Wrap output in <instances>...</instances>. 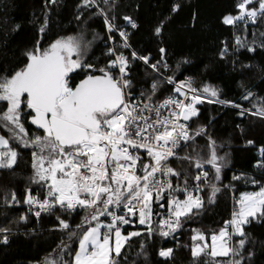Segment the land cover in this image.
<instances>
[{"label": "snow or ice", "instance_id": "1", "mask_svg": "<svg viewBox=\"0 0 264 264\" xmlns=\"http://www.w3.org/2000/svg\"><path fill=\"white\" fill-rule=\"evenodd\" d=\"M49 2L55 4L56 0ZM104 3L107 5L109 0ZM78 7L91 9L94 0H81ZM180 7L173 4L171 11L178 12ZM99 14L104 16L108 39L113 40L112 33L118 31L121 47L131 48L129 33L114 23L115 17H109L104 10ZM260 19H264V0H235L233 11L222 16L221 23L247 26L257 24ZM123 20L132 29L138 27L130 16H124ZM40 31L43 32L44 27ZM162 31L163 22L155 27L154 34L159 37ZM90 44L91 41L85 43L82 36L55 39L47 48H41L37 42L25 52L27 59L22 68L0 77V101L7 105L6 111L0 114V125L9 133L8 138L0 135V169H12L17 162L18 151L13 142L31 148V182L41 185L45 191L41 199L27 189L22 203L37 218L42 213L56 211L57 207L69 212L77 208L85 211L84 219L77 226L78 248L73 249L75 255L70 264H120L118 258L123 255L124 245L131 237L141 235V231L125 235L123 226L138 223L145 226L150 239L156 236L175 239V234L204 207L201 182L208 183L209 176L204 165L214 169L215 180L219 181L225 159L217 154L215 141L209 137L207 157L200 153L184 157L195 161L198 171L194 185L187 177L183 185L179 184L181 173L169 166V158L176 155L182 141L187 145L195 136L207 135L203 126L195 133L190 130L188 122L198 116V104L204 100L212 103L213 98L219 103L231 102L219 101L215 87L204 85L197 89L190 80L176 84L175 95L162 101L156 97V83L151 92H142L138 100H130L132 82L127 78L128 58L113 45L108 48V64L97 67L84 59ZM235 45L255 51L254 46H248L239 36L235 37ZM260 46L264 47V39ZM159 52L164 60L167 49L161 47ZM227 52L225 43L221 57ZM131 57L143 60L154 70H158L161 63L152 64L149 56L135 50ZM163 66L168 67L166 62ZM114 69H118L119 75H114ZM77 70L84 71L85 75L78 83H73L71 74ZM168 82L174 83L171 77ZM252 96L253 93L247 91L243 99L249 100ZM232 106L240 107L234 103ZM253 107L255 111L251 114L264 118V100ZM22 114L42 132L29 136ZM145 154L147 162L143 159ZM259 155L260 166L264 167V146L259 149ZM172 177L177 178V183H173ZM240 178L233 177L234 180ZM211 189L209 200L219 191L216 184H211ZM6 203L20 204L21 201L12 192L10 201L6 196ZM236 204L238 209L232 219L211 234L210 244L204 232L193 229L191 255L195 264H199L201 255L211 256V264H246L244 226L251 219L264 217V187L242 193ZM165 207L166 213L157 210ZM26 219L24 215L20 217L21 221ZM58 220L62 229L70 230L66 220L60 217ZM9 231L0 228V233H4L0 242L8 243ZM67 247L62 244L61 251ZM172 252L171 248H161L158 254L168 258ZM251 255L248 252L247 259ZM217 257L229 259L217 261ZM45 264L61 262L46 258Z\"/></svg>", "mask_w": 264, "mask_h": 264}, {"label": "trees", "instance_id": "2", "mask_svg": "<svg viewBox=\"0 0 264 264\" xmlns=\"http://www.w3.org/2000/svg\"><path fill=\"white\" fill-rule=\"evenodd\" d=\"M234 3L235 0H114V3L109 0L102 10L109 17H115L114 23L121 29L122 18L132 17L138 27L134 31L126 30L130 35L131 48L149 56L153 63L166 62L170 67L169 76L174 80L189 78L197 89L210 85L218 89L219 101L255 111L253 105L264 100V47L260 46L264 39V19L258 20L255 25H223L221 18L233 11ZM80 4L81 0H56L55 4L49 0H0V77L22 68L27 59L25 52L37 42L41 48H47L55 39L93 32L101 36V40L93 46L85 60L97 67L106 66L109 57L103 47L106 39L104 23L93 8L82 9L78 7ZM173 4L181 5L178 12L171 11ZM161 22L163 31L157 37L154 29ZM41 27H44L43 32ZM236 36L246 41L248 46H254L255 51L249 52L247 47L238 48L235 45ZM115 40L116 48L129 60L133 86H147L155 80L141 63L132 60L128 50H121L120 42L117 38ZM225 43L228 52L222 58L220 53ZM161 47L167 49L164 60H161L159 52ZM71 75L73 83H78L85 72L77 70ZM157 85L156 97L160 100L170 89L162 83ZM247 91H251L253 97L248 102H241ZM6 107V102L0 101V114L6 111ZM236 108L202 103L192 126L195 129L203 126L207 135L196 137L182 150L185 157L196 156L197 153L207 157V150L210 151L207 140L211 137L217 154L225 158L219 181L215 180L214 169L209 170L208 183H205L209 188L201 192L204 207L175 234V239L165 240L159 236L150 239L138 223L123 226L125 235L131 231H141V235L131 237L124 245L123 255L118 258L120 264H195L191 255L193 229L204 232L209 243L211 234L224 227V222L231 217V193L236 202L242 193L259 191L264 187V167L260 166L261 157L255 152L256 147L264 144V118L245 113L239 117L241 112L239 107ZM27 111L24 106V112ZM22 123L29 136L42 132L30 123L25 114H22ZM0 135L9 137L2 125ZM13 143L18 151L17 162L12 169H0V228L10 229L8 243L0 242V264H45L46 258L70 264L75 255L73 249L78 248L77 226L86 213L56 210L37 220L26 213L22 208L26 190L31 189L32 195L41 199L45 190L31 182L32 149ZM171 167L181 173L178 182L182 184L185 177L191 182L198 171L195 162L188 159L173 161ZM234 176L241 178L234 180ZM173 179L177 182L176 177ZM211 184H216L219 191L209 200ZM12 192L17 194L20 204L6 203V196L10 201ZM22 215L27 219L21 221ZM58 217L70 224V230L60 227ZM244 230L247 235L246 264H264V217L251 219ZM3 235L0 233V238ZM62 244L68 246L63 251ZM161 248L173 249L172 255L160 257ZM248 252L252 253L250 259H247ZM198 259L199 264H211L213 260L205 255ZM227 259L216 258L217 261Z\"/></svg>", "mask_w": 264, "mask_h": 264}, {"label": "built area", "instance_id": "3", "mask_svg": "<svg viewBox=\"0 0 264 264\" xmlns=\"http://www.w3.org/2000/svg\"><path fill=\"white\" fill-rule=\"evenodd\" d=\"M96 5H98V7H97ZM104 5H106V4L104 3V0H94V7H93V8H94L95 11L98 13V15L101 17L103 23H104V16H103V15H100L99 13H100V11L102 10V6H104ZM122 22H123V24H122V26H121V27H122L121 30H124V31H126V30H128V31H134V30H136V29H132L129 25H127L126 21H124L123 18H122ZM104 26H105V23H104ZM105 31H106V39H105V41L103 42V47H104V50H105V54H106L108 57H109V55H108V48H109V47H112L113 45H115V47H116V43H115V41H116L115 39H116V38H117V40L120 42V49H121V50H128L130 53L132 52V50H133L132 48L124 49V48L121 47V38H120V36H119V32H118V31L112 33V35H113V40H109V39H108L109 33H108L107 29H106V26H105ZM112 58H114V57H112ZM109 59H110V57H109ZM137 61H138L139 63H141V64L145 67V69L155 77V80L150 81V82H149V85H147V86H146L145 84H141V85H139V86H137V87H134V86H133V83H132V87H131V89L129 90V91L131 92V96L128 97L130 100H138L142 92H145V93H147V92H151L153 83H156V84H158V83H162V84H164V85H167V86L169 87V89H170V92H169L168 94H166L162 99H160V101H162L163 99L167 98V97L170 96V95H175V93H174L173 90H174L176 84H178V83H180V82H184V81H188V80H190L192 86H193L194 88H196L195 85L193 84L192 80L189 79V78H183V79H179V80H174V79L171 77L172 80L174 81V83L170 84V83L168 82V78L170 77V76H169L170 67L168 66L167 68H165V67L163 66L164 63H163V64H160L158 70H154V69H153L152 67H150L149 65H146V64L144 63L143 60H139V59H137ZM150 61H151V58H150ZM151 63H152V64H156V63H153L152 61H151ZM89 71H90V70H89ZM113 73H114V75H119L118 69H114V70H113ZM127 78L132 82L131 77H130V72H129V64H128V76H127ZM156 93H157V91H156ZM202 103H209V102H208L207 100H204ZM202 103H200V104L197 105L198 110H199L200 106L202 105ZM212 104H219V105H222V106H224V107H228V108H236V107H233L232 104H229V103H219V102H215V100H213ZM244 112H247V111H244ZM198 114H199V112H198ZM196 117H197V116L192 117V119L188 122L189 125H190V130H191L193 133H195V132L197 131V129H195V128L192 126V121H193V119H195ZM200 136H202V135H200ZM196 137H198V136H195L194 139H195ZM192 141H193V140L189 141V142L187 143V145H184V142H183V141L181 142L182 147H180V148H178V149L176 150V155H175V156L169 158V166H170V167H171V163H172L173 161H176V160H179V159H184V156H183V154H182V150H183L185 147H187ZM262 146H264V144L255 148V152H256V154H257L259 157H260V155H259V149H260ZM143 159L145 160V162H147V159H148V158H147L146 154L144 155ZM204 169L207 170L208 173H209V167H207V166L205 165V166H204ZM172 180H173V183H174V184L177 183V182L174 181L173 177H172ZM190 183L194 185V183H195L194 179H193ZM179 184L183 185L182 183H179ZM201 187H202V191L205 190V189H207V188H209L208 186H206L205 183H203V181L201 182ZM231 197H232V207H231V208H232V215H233V212L236 211V210L238 209V205H237L236 202L234 201V198H233L232 193H231ZM181 198H182V194H181ZM165 203H166V202H165ZM22 208H24L25 211H26V213L30 214V215L33 217V219H35V220L39 219L42 215H46V214H48V212L42 213L41 216H40L39 218H37L34 214H32V212L29 211V208H28L27 205H24V204H23V205H22ZM56 210H61V209H59V208L57 207ZM157 210L160 211V212H162V213H166V207H165L164 209H157ZM82 211H83V210H81L80 208H77V209H75V210H73V211H71V212H82ZM121 214H123V213H121ZM154 219H155V217H154ZM224 226H225V225H224Z\"/></svg>", "mask_w": 264, "mask_h": 264}, {"label": "rangeland", "instance_id": "4", "mask_svg": "<svg viewBox=\"0 0 264 264\" xmlns=\"http://www.w3.org/2000/svg\"><path fill=\"white\" fill-rule=\"evenodd\" d=\"M97 13V12H96ZM98 14V13H97ZM83 37V40H84V42L86 43V42H88V41H91V44L88 46V48H87V51H86V55H85V57L90 53V51H91V49L93 48V46H95V44L99 41V40H101V36H99V35H97V33L96 32H93V33H91V34H89L88 35V33H86V34H84V36H82ZM95 37V38H94ZM85 57H84V59H85ZM203 88V86L201 87V89ZM253 97V96H252ZM251 97V98H252ZM251 98L249 99V100H251ZM213 100H216V99H214L213 98ZM249 100H245V99H241V102H248ZM219 105V104H218ZM239 109H246L245 107H239ZM249 109H251V108H249ZM251 110H253V109H251ZM253 112V111H252ZM245 113V112H244ZM254 116H257V115H254ZM258 117H260V116H258ZM198 129H200L199 127H198ZM197 129V130H198ZM207 152H208V154H209V152L210 151H208L207 150ZM208 156V155H207ZM185 157V156H184ZM195 162V161H194ZM205 166V165H204ZM207 167H209V170L211 169V167L209 166V165H206ZM222 170H223V166H222V168H221ZM139 226H142V225H139ZM142 227H145V226H142ZM209 244H210V240H209ZM114 255H115V253H113Z\"/></svg>", "mask_w": 264, "mask_h": 264}, {"label": "crops", "instance_id": "5", "mask_svg": "<svg viewBox=\"0 0 264 264\" xmlns=\"http://www.w3.org/2000/svg\"><path fill=\"white\" fill-rule=\"evenodd\" d=\"M214 99H216V98H214ZM236 109H237V108H236ZM238 110H239L240 112H242V110H246L247 112H245V114H251V113H252V111H250V109H249V110H247V109H242V110H241V109H238ZM253 112H254V111H253ZM251 115H252V114H251ZM238 116L240 117L241 114H239ZM207 141L209 142V140H207ZM238 200H239V199H238ZM246 225H247V224H246ZM246 225H245V226H246ZM245 226H244V227H245ZM210 243H211V240H210Z\"/></svg>", "mask_w": 264, "mask_h": 264}, {"label": "bare ground", "instance_id": "6", "mask_svg": "<svg viewBox=\"0 0 264 264\" xmlns=\"http://www.w3.org/2000/svg\"><path fill=\"white\" fill-rule=\"evenodd\" d=\"M94 9V8H93ZM95 10V9H94ZM100 67V66H99ZM232 219V214H231V217H230V219L229 220H231Z\"/></svg>", "mask_w": 264, "mask_h": 264}, {"label": "water", "instance_id": "7", "mask_svg": "<svg viewBox=\"0 0 264 264\" xmlns=\"http://www.w3.org/2000/svg\"><path fill=\"white\" fill-rule=\"evenodd\" d=\"M42 131V130H41Z\"/></svg>", "mask_w": 264, "mask_h": 264}]
</instances>
